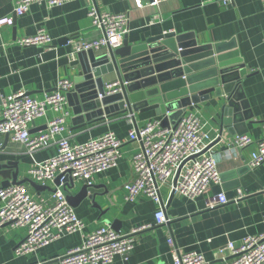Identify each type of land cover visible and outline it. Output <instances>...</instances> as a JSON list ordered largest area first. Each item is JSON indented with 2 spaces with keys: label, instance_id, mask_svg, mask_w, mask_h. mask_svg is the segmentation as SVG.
Returning a JSON list of instances; mask_svg holds the SVG:
<instances>
[{
  "label": "crops",
  "instance_id": "obj_1",
  "mask_svg": "<svg viewBox=\"0 0 264 264\" xmlns=\"http://www.w3.org/2000/svg\"><path fill=\"white\" fill-rule=\"evenodd\" d=\"M94 1L101 11L129 15L131 30L126 38L133 46L164 33L187 35L185 42L196 41L200 45L236 39V57L242 59L248 71L241 83L249 104L247 111L253 116L246 126L247 134L255 142L244 149L233 148L236 134L221 126L226 97L211 93L209 99L188 106L185 112L186 115L197 114L206 122L212 137L222 133V139L213 148L221 182L212 184L208 193L196 199L181 194L172 197L170 185L166 183L161 188L160 201L143 192L127 199L125 184L133 178L132 157L139 151L138 142L128 141L121 148L118 166L95 175L93 185L99 187L98 191L73 207L85 223L82 231L65 234L35 252L18 255L16 247L26 238L27 229L4 225L0 227V264H38L42 261L60 264L57 258L81 245L88 233L100 226L112 227L111 222L117 220L121 222L123 233L142 229L135 234V246L128 259L118 255L110 264H174L176 251L198 252L209 264H221L223 257L228 256L226 250H222L228 243L239 246L245 237L264 233V163L256 168L248 167L264 127V0H234L230 6L204 0H165L153 6L145 4L147 0H143L144 5L135 0ZM16 3L17 0H0V18L11 16L14 19L13 25L4 26L0 35V112L2 96L23 91L43 99L60 80H74L80 66L73 64L69 56L72 47L67 44L68 37L77 33L89 40L102 36L88 15L86 0H72L54 7L33 3L19 16L15 14ZM39 29L47 30L53 37V49L15 44V40L32 36ZM95 53H109V48ZM113 77L115 75L106 79L113 80ZM67 108L72 115L67 119L69 128L58 137L66 136L71 143H80L112 130L118 137L128 139L131 128L128 114L131 111H118L76 125L69 103ZM57 115L49 110L46 117L30 124L31 133L38 135L46 131L48 120ZM134 117L136 124L143 126L146 121L162 116L156 110H150L134 112ZM57 151V145H52L28 153L11 136L0 135V162H18L19 179L35 181L29 173L31 166L56 155ZM37 183L42 187L36 189L30 182L23 184L36 199L52 200L56 181ZM84 184L76 180L68 190L77 195ZM220 192L226 194L229 202L208 208V198ZM1 203L0 198V206ZM163 206L168 222L157 224L156 212ZM170 238L173 246L169 243Z\"/></svg>",
  "mask_w": 264,
  "mask_h": 264
},
{
  "label": "built area",
  "instance_id": "obj_2",
  "mask_svg": "<svg viewBox=\"0 0 264 264\" xmlns=\"http://www.w3.org/2000/svg\"><path fill=\"white\" fill-rule=\"evenodd\" d=\"M70 1L72 0H17L15 14L23 15L33 3H45L54 7ZM135 1L144 5L143 0ZM164 1L147 0L145 4L153 6ZM204 2H219L230 6L234 0ZM86 4L88 15L93 25L102 32V36L89 40L77 33L68 37L67 44L72 47L69 54L71 60L81 51L120 48L131 30L127 13L101 11L94 0H86ZM13 23V17H1L0 35L4 26H12ZM53 40L47 30L39 29L32 36L15 40V44L53 49ZM74 87V80L62 79L43 99L32 97L23 91L1 98L0 135L9 134L28 153L52 145L58 147L56 155L36 162L29 170L30 176L41 184L56 181L59 177L52 200L36 199L25 184L0 187V227L10 224L27 229L26 238L16 247L18 255L35 252L65 234L84 229L85 223L67 200L69 186L76 180L91 186L97 173L118 166L122 157L121 148L128 141L138 142L139 151L132 157L133 178L125 184L127 199H133L143 192L160 201L161 188L166 183L170 185L171 196L181 194L196 199L208 193L212 184L221 182L213 143L222 139V133L218 132L212 137L207 123L197 114L186 115L187 109L174 122L170 121L172 112L166 111L161 118L150 119L143 126L136 124L133 112L129 113L131 128L128 139L118 137L112 130L80 143H71L66 136L58 137L67 129V119L72 117L67 108V94ZM105 90L107 95L118 93L122 91L121 82L118 79L106 81ZM49 110L58 115L48 120L46 131L33 135L30 124L38 118L46 117ZM254 142L245 133L236 135L232 145L234 149H244ZM257 146V151L252 153L248 163L250 168L264 163V127ZM228 202L226 194L220 192L208 198L207 207L212 209ZM167 222L163 206L156 212V223ZM141 229L123 233L111 226H100L88 233L81 245L69 249L57 260L60 264H110L118 255L127 260L135 246V234ZM169 243L173 246L172 238ZM222 250H226L229 257L224 256L221 264H264V233L245 237L239 246L230 242ZM174 254V264H209L198 252L176 251ZM38 264L51 263L42 261Z\"/></svg>",
  "mask_w": 264,
  "mask_h": 264
},
{
  "label": "water",
  "instance_id": "obj_3",
  "mask_svg": "<svg viewBox=\"0 0 264 264\" xmlns=\"http://www.w3.org/2000/svg\"><path fill=\"white\" fill-rule=\"evenodd\" d=\"M126 37L122 47L109 49V53L97 55L93 50L81 51L73 60V64L80 66L74 78V90L67 94L74 124L89 123L93 118L127 110L133 113L156 110L160 116L171 111L170 121L174 122L188 106L205 101L214 93L226 97L222 129L226 127L236 135L247 133L246 126L253 116L247 111L249 104L241 83L248 71L242 59L236 57V39L200 45L196 41L185 42L187 35L164 33L133 46ZM110 75L121 82L122 91L107 95L105 82ZM18 171V162H0V187L25 182L36 189L42 187L31 179H19ZM56 183L59 184V177ZM98 188L84 184L77 195L68 190L67 200L71 206H78ZM111 224L120 231V221Z\"/></svg>",
  "mask_w": 264,
  "mask_h": 264
}]
</instances>
